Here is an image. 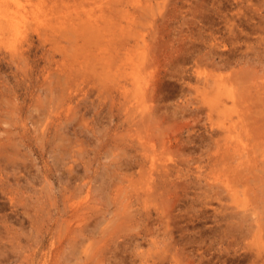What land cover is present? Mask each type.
I'll return each mask as SVG.
<instances>
[{
	"label": "rangeland",
	"instance_id": "rangeland-1",
	"mask_svg": "<svg viewBox=\"0 0 264 264\" xmlns=\"http://www.w3.org/2000/svg\"><path fill=\"white\" fill-rule=\"evenodd\" d=\"M33 1L0 39V264H264L263 162L204 159L264 135V0Z\"/></svg>",
	"mask_w": 264,
	"mask_h": 264
},
{
	"label": "bare ground",
	"instance_id": "bare-ground-1",
	"mask_svg": "<svg viewBox=\"0 0 264 264\" xmlns=\"http://www.w3.org/2000/svg\"><path fill=\"white\" fill-rule=\"evenodd\" d=\"M36 12V6H35V2L33 1V0H0V35H1V37H0V39H5L3 36H5L6 37V39H7V41L8 42H10V44H11V46L13 47V49H15L16 51L18 50V48H19V43H20V41L22 40V38L26 35V32H27V30L29 29V27L30 26H32V24L34 23L33 21L35 20V19H37V14L35 13ZM15 51V52H16ZM215 81V80H214ZM204 85H206V83L204 84ZM219 85H221V84H219ZM214 87V86H213ZM218 87V86H217ZM207 92V91H206ZM204 93V92H203ZM203 93H201V94H203ZM205 94H208V93H204V95ZM208 96V95H207ZM252 121H254V120H252ZM258 122H261V121H258ZM251 123V122H250ZM243 124V123H242ZM254 124V123H253ZM247 125V124H246ZM248 125H249V123H248ZM258 125H260V124H257V127H255V126H253L254 127V132L256 133V129L258 128ZM262 125V124H261ZM260 125V126H261ZM263 125H264V123H263ZM262 125V126H263ZM256 128V129H255ZM251 130H253V128L251 129ZM250 130V131H251ZM258 131H257V133L255 134L256 135V137L255 136H253L252 135V139H255V142L254 143H252V141H250L251 143V145L248 143V144H244V142L242 141V139H239V138H237V139H235V140H233V141H231V140H228V141H226V144H225V146L223 147L222 145H218L220 142H217V149L215 150V152H214V154L212 155V154H208L209 152H207V153H205V154H207L208 156L207 157H205L204 158V156H203V158L204 159H207V161H210V160H215V161H221V163H227L228 161L230 162V160H232V161H234V163H235V165L237 166V168L235 167V166H233V167H235V170H237L238 169V167H240V166H243V169L245 170V171H247V170H249V172L250 171H252V170H254V172H257L258 173V171L255 169V167L257 166V164L259 163V165L258 166H260V164H261V162H263V164H264V149L263 148H259L260 146H262V141H257L256 139L258 138V140H260L259 138H261L262 136H264V135H262V134H258V132L260 133V132H262V131H260L261 129H257ZM252 132V131H251ZM254 132H252V133H254ZM257 134H258V136L259 137H257ZM241 136V135H240ZM262 138H264V137H262ZM221 139H223V138H221ZM227 139H229V137L227 138ZM250 139V138H249ZM235 141V142H234ZM263 141H264V139H263ZM264 143V142H263ZM258 148H257V147ZM258 149L260 150V152L258 151ZM258 151V153L256 154L255 152H257ZM202 158V157H201ZM201 158H199L198 157V159H196V161H200L201 160ZM259 159H261V161L259 162L258 160ZM263 159V160H262ZM228 162V163H229ZM258 162V163H257ZM146 163V162H145ZM144 163V164H145ZM149 163V162H148ZM157 163V162H156ZM152 165L151 166H153L154 165V162H152L151 163ZM230 164V163H229ZM263 164H261V165H263ZM168 166V165H167ZM224 166V165H223ZM226 166V165H225ZM166 167V166H165ZM231 167V165L229 166V167H227V169L228 168H230ZM261 168H264V166L263 167H261ZM261 168L259 169V171L261 170ZM240 169V168H239ZM152 170V169H151ZM242 170V169H241ZM156 171V170H155ZM238 171V170H237ZM236 171V172H237ZM244 171V172H245ZM262 171L264 172V169H262ZM149 172V171H148ZM230 172H234V171H231V168H230ZM242 172H243V170H242ZM155 173V172H154ZM238 173V172H237ZM245 174H248L247 172H245ZM254 174V173H253ZM259 174V173H258ZM263 174V173H262ZM233 175V174H232ZM242 175V174H241ZM240 175V176H241ZM260 175V174H259ZM240 176H239V178H240ZM248 176V175H247ZM256 176V175H255ZM151 177H152V175H151ZM234 177H236V176H234L233 175V178L231 179V180H233L234 179V184H235V178ZM250 177H252V176H250ZM238 178V179H239ZM242 178H243V176H242ZM245 178V177H244ZM260 178L262 179V180H264V176L263 175H261L260 176ZM237 179V178H236ZM256 179V178H255ZM243 180V179H242ZM247 179L245 178V180H243V182L244 181H246ZM261 180V181H262ZM153 181V180H152ZM240 181V180H239ZM248 182L250 181V180H247ZM258 181V180H257ZM257 181H255L254 180V182H257ZM151 182V181H150ZM247 182V183H248ZM251 182V181H250ZM237 183H238V181H237ZM240 183H242V181L240 182ZM244 184H246L245 182H244ZM260 184H261V182H260ZM264 184V183H263ZM152 185V184H151ZM226 185H227V187H230V185H231V187L232 188H234V185H232V184H230V182H227L226 183ZM236 185V184H235ZM258 185V184H257ZM211 186V185H210ZM246 186V185H245ZM262 187V184L261 185H258V187ZM252 187V186H251ZM250 187V185H249V189L251 188ZM235 188H236V186H235ZM247 188V187H246ZM253 188V187H252ZM251 188V189H252ZM248 189V191H251V190H249ZM256 189L257 188H255V189H253L255 192H256ZM259 189V188H258ZM261 189H263V188H261ZM237 190V189H236ZM264 190V189H263ZM243 191H244V189H243ZM259 191L261 192L262 190H260L259 189ZM254 192V193H255ZM260 192H259V194H255L256 195V197H257V195H261L260 194ZM263 192V191H262ZM261 192V193H262ZM245 193L246 194H248L246 191H245ZM251 194H253L252 192H250ZM250 194V195H251ZM245 195V194H244ZM263 196V195H262ZM246 197H247V195H246ZM220 199H222L221 197H220ZM223 200V199H222ZM258 207H260L259 205H258ZM264 207V206H263ZM216 208H218V207H216ZM221 209H223L222 207H221ZM225 209V208H224ZM228 208H226V210H227ZM248 209V208H247ZM78 210V209H77ZM225 210V211H226ZM244 210V209H243ZM214 211H215V209H214ZM222 211V210H221ZM224 211V213H226ZM250 211V210H249ZM257 211H258V209H257ZM261 211V210H260ZM259 211V212H260ZM206 212V211H205ZM241 212V213H240ZM262 212V211H261ZM260 212V213H261ZM263 212H264V209H263ZM217 213V212H216ZM249 213V212H248ZM214 214V213H213ZM232 214L233 213H231V216H232ZM236 214H238V215H236V219H238V225L240 226V229H241V226L243 225H247V228H252L253 230H255V232H257V233H262L263 231H261L262 229H263V227H264V223L262 222V220L263 219H261L262 218V215L259 217V215L260 214H258L257 212H256V210H252L251 211V213H249V214H245L244 215V212L242 213V211H238V212H236ZM239 214H241V215H239ZM262 214V213H261ZM77 215V214H76ZM202 215V214H201ZM206 215V214H205ZM226 215V214H225ZM225 215L224 216H221L220 218L221 219H225ZM227 215L229 216V213H227ZM235 215V214H234ZM233 215V216H234ZM227 216V217H228ZM74 217V216H73ZM201 217V216H200ZM214 217V216H213ZM219 217V216H218ZM217 217V218H218ZM202 218H203V215H202ZM230 218H232V217H230ZM229 217L228 218H226V221L228 220V219H230ZM248 218H250L251 219V221L252 222H250V223H248ZM214 219H216V218H214ZM213 219V220H214ZM221 219H219L220 221H221ZM234 217L232 218V219H230L231 221H233L232 222V225H233V223H234V220H236V219H234ZM230 220H228V221H230ZM218 221V220H217ZM230 221V222H231ZM236 222V221H235ZM247 222V223H246ZM220 224V223H219ZM225 224V223H224ZM223 224V225H224ZM235 224V223H234ZM222 225V226H223ZM227 225H229V224H226V225H224V226H226V227H228ZM222 226L221 225H219V230L222 228ZM236 226V225H235ZM221 227V228H220ZM215 228V227H214ZM214 228H212L214 231H215V229ZM217 228V227H216ZM229 228H231V226L229 225ZM229 228H228V230H229ZM232 228H234V229H236V227H234V225H233V227ZM249 228V229H250ZM227 230V228L225 229V231ZM227 230V231H228ZM217 231V230H216ZM226 231V232H227ZM230 231H231V229H230ZM233 232H234V230H232ZM218 232V231H217ZM235 232H236V230H235ZM212 233H213V231H212ZM228 233H229V231H228ZM214 234V233H213ZM223 234V233H222ZM230 234V233H229ZM228 234V235H229ZM219 236V235H218ZM220 237V236H219ZM225 239L226 237H224V236H222L221 235V239H223V238ZM229 237V236H228ZM230 237H231V234H230ZM258 238H260V237H258ZM223 239V240H224ZM227 239V238H226ZM230 239V238H229ZM235 239V238H234ZM215 240V239H214ZM213 240V241H214ZM219 240V239H218ZM222 240V241H223ZM201 241V240H200ZM226 241V240H225ZM224 241V242H225ZM229 241V240H228ZM233 241V240H232ZM260 241V240H259ZM263 241V239H261V242ZM163 242V241H162ZM212 242V241H211ZM227 242V241H226ZM231 241H229V243H230ZM228 243V242H227ZM232 243V245L233 244H239V241L238 240H236L235 239V241H233V242H231ZM156 244H158V242H156ZM211 244H213V243H211ZM222 244V243H221ZM259 244H260V249H262L261 247H263L264 248V241H263V243H262V245H261V243L260 242H258V247H259ZM223 246V245H222ZM226 246V245H225ZM215 247V246H214ZM218 247V246H217ZM230 247V246H229ZM236 247V246H235ZM159 248V247H158ZM224 248V247H223ZM222 248V249H223ZM240 248V247H239ZM220 249V248H219ZM225 249V248H224ZM232 249V248H231ZM259 249V248H258ZM259 249V250H260ZM230 250V249H229ZM239 250V249H238ZM262 250H264V249H262ZM262 250H260V251H262ZM258 251V250H257ZM225 252H226V249H225ZM224 252V253H225ZM234 252V251H233ZM256 252V251H255ZM254 252V253H255ZM214 253V252H213ZM253 253V252H252ZM159 254H161V256H163V257H165V255H162V253L160 252ZM158 254V255H159ZM217 254V253H216ZM227 254V253H226ZM258 254H260L261 255V253H259V251H258V253H256L254 256H257ZM215 255V254H214ZM223 255V254H222ZM246 255V254H245ZM251 255V254H250ZM249 255V256H250ZM161 256H158L159 258H161ZM227 256V255H226ZM235 256V255H234ZM252 256V255H251ZM162 257V258H163ZM213 257V256H212ZM218 257V256H217ZM220 257V256H219ZM162 258H161V263L163 264V261H162ZM166 258V257H165ZM222 258V257H221ZM230 258V257H229ZM243 258V257H242ZM251 258V257H250ZM257 258V257H256ZM164 259V258H163ZM238 259V258H237ZM236 259V260H237ZM241 259V258H240ZM177 261H178V259H176ZM214 260V259H213ZM255 260H257V259H255ZM154 262V261H153ZM253 262V261H252ZM160 263V264H161ZM200 264H201V262H199ZM218 263V262H217ZM254 263V262H253ZM210 264V263H209ZM213 264H214V262H213ZM220 264V263H219ZM255 264V263H254ZM257 264V263H256Z\"/></svg>",
	"mask_w": 264,
	"mask_h": 264
}]
</instances>
